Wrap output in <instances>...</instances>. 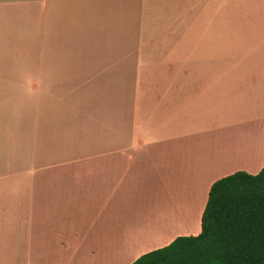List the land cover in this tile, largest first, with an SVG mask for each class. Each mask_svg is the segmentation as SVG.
Returning a JSON list of instances; mask_svg holds the SVG:
<instances>
[{
	"label": "crops",
	"instance_id": "1",
	"mask_svg": "<svg viewBox=\"0 0 264 264\" xmlns=\"http://www.w3.org/2000/svg\"><path fill=\"white\" fill-rule=\"evenodd\" d=\"M264 167V0H0V264H131Z\"/></svg>",
	"mask_w": 264,
	"mask_h": 264
},
{
	"label": "trees",
	"instance_id": "2",
	"mask_svg": "<svg viewBox=\"0 0 264 264\" xmlns=\"http://www.w3.org/2000/svg\"><path fill=\"white\" fill-rule=\"evenodd\" d=\"M131 264H264V167L215 181L198 235L176 237Z\"/></svg>",
	"mask_w": 264,
	"mask_h": 264
}]
</instances>
